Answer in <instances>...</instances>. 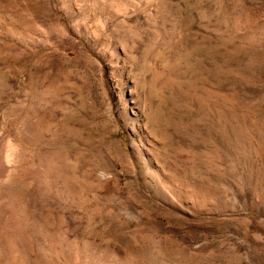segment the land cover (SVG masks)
I'll list each match as a JSON object with an SVG mask.
<instances>
[{"label":"rangeland","instance_id":"rangeland-1","mask_svg":"<svg viewBox=\"0 0 264 264\" xmlns=\"http://www.w3.org/2000/svg\"><path fill=\"white\" fill-rule=\"evenodd\" d=\"M0 264H264V0H0Z\"/></svg>","mask_w":264,"mask_h":264}]
</instances>
